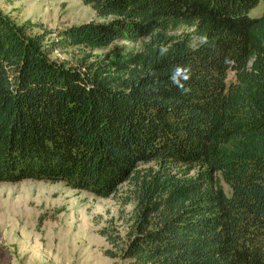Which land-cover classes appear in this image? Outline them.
I'll return each instance as SVG.
<instances>
[{
    "label": "trees",
    "instance_id": "1",
    "mask_svg": "<svg viewBox=\"0 0 264 264\" xmlns=\"http://www.w3.org/2000/svg\"><path fill=\"white\" fill-rule=\"evenodd\" d=\"M81 1L54 32L0 8V183L133 205L121 264H264V0Z\"/></svg>",
    "mask_w": 264,
    "mask_h": 264
},
{
    "label": "rangeland",
    "instance_id": "2",
    "mask_svg": "<svg viewBox=\"0 0 264 264\" xmlns=\"http://www.w3.org/2000/svg\"><path fill=\"white\" fill-rule=\"evenodd\" d=\"M0 8L20 24L38 25V32L100 21L92 7L81 0H0ZM263 12L261 1L250 16L259 17ZM183 32L186 28L176 34ZM146 42H116L93 53L105 58L126 50L137 52ZM81 50H59L53 59L75 61ZM128 189L129 184H125L119 196ZM133 210V205L124 206L118 199L99 198L63 183H0V264H121L120 258L107 252L121 253ZM111 239L117 240V245Z\"/></svg>",
    "mask_w": 264,
    "mask_h": 264
},
{
    "label": "clouds",
    "instance_id": "3",
    "mask_svg": "<svg viewBox=\"0 0 264 264\" xmlns=\"http://www.w3.org/2000/svg\"><path fill=\"white\" fill-rule=\"evenodd\" d=\"M184 73H185V69H183V68H177L175 70V76L173 77V79L175 80L176 77H178V76H180V75H182ZM184 78L187 79L188 78L187 75H184Z\"/></svg>",
    "mask_w": 264,
    "mask_h": 264
}]
</instances>
